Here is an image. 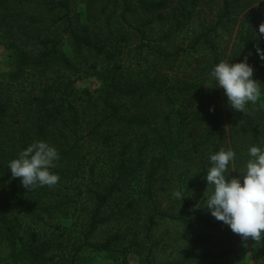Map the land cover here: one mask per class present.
Here are the masks:
<instances>
[{
	"label": "rangeland",
	"instance_id": "obj_1",
	"mask_svg": "<svg viewBox=\"0 0 264 264\" xmlns=\"http://www.w3.org/2000/svg\"><path fill=\"white\" fill-rule=\"evenodd\" d=\"M59 1L62 0H39L34 20L37 22L26 35H20L21 32L15 28L0 29V90L4 91L3 95L10 97L3 129L7 132L23 130L27 107H18V99L41 94L48 86L45 80L34 74L28 75L24 81L9 80V73L13 71V49L9 43L14 41L13 37L15 46L34 54L40 50L39 40L42 37L60 39V51L72 60L77 71L69 75L71 88L78 94L87 90L95 101L98 114L94 117L93 111L89 110L84 115L78 108V125L61 126L63 137L59 140L64 151L75 147L73 152L78 150L81 155L80 158L75 156L73 160L67 155L63 158L69 159L68 162H55L56 166L50 171L59 175L57 184L51 187L37 186L31 190L25 188L18 204L0 213V264H70L71 255L82 243L89 217L96 205L94 195L104 191L116 177L114 165L117 163V153L127 142H131L128 158L132 163L129 164L135 167L142 160V168L138 170L140 174L119 182V189H116L101 212L102 216L110 215V221L98 226L90 236V241L101 243L117 232H121L125 238L116 243L109 253L82 248L74 264H264V233L261 240L257 241L233 233L229 226L217 221L208 210L202 208H206L205 201L212 193L213 186H208L206 178L190 183V179L198 173L199 159L209 151L206 146L211 147L209 140L201 137L206 132L205 125L194 124L178 129L181 87L194 86L190 94L188 90L183 92V99H186L183 104L189 107L193 105V109L201 105L205 117L212 113L221 114L226 131L222 150L231 149L230 141L242 132L237 122V111L228 105L223 89L214 87L215 82L210 74L201 75L199 69L203 70L210 63L209 44L216 47L221 61L233 63L230 55L238 43L236 32L243 12L237 17L233 14L228 21L224 19L216 31L207 37V44L192 48L193 39L217 20L221 0H198L191 19H183V26L176 25L178 21L181 23L180 0H164L163 7L151 10L143 9L141 3L156 4L159 0H70L69 18L72 26L78 31L87 29L85 35L89 39L104 45L106 51H115V60L123 68V77L135 79L148 74L155 80V85L163 89L158 103L159 109L169 113L170 132L162 124L166 117L164 112L159 114L160 118L156 121L160 124L157 129H163L157 132L161 137L170 135L171 141L159 147L150 143L145 147L144 155L136 158L137 148L142 147L144 141L138 137L136 128L128 124L130 118L126 106L130 108L129 98L115 97L112 102L120 108V113L115 120L104 121L103 117L108 115L109 110L103 109L101 99L105 83L109 81L105 80V71L111 66L102 56L73 51L71 39L64 32L67 21L65 18L60 19L62 10H49L52 2ZM140 44L144 46L140 47ZM181 48L185 50L181 52ZM167 53L169 55L165 56ZM56 70L58 67L52 66L46 74L49 85L57 77ZM256 71L254 68L253 79L261 83V96L255 103H249L243 112L251 113L259 123L262 135L258 146L264 147V71L258 74ZM59 88L62 92L61 86ZM73 96L68 98L71 103ZM150 97L155 98L153 94ZM176 112H180V115L177 116ZM100 120L101 126L96 134L87 135L89 129ZM19 122L22 124L19 125ZM48 129L52 132V128ZM57 129H60L59 125ZM148 135L153 137L152 133ZM16 136L17 133H14L13 137ZM106 136L109 140L101 145L99 139ZM28 137L25 139L26 148L35 142L31 140L32 134ZM21 143L19 140L8 142L0 149V157L4 158L0 200L11 199L13 191L21 185L20 178H13L9 169V162L23 150ZM99 149L102 152L97 155ZM194 149L197 151L192 154ZM170 154L172 158L166 168L156 176L154 198L160 211L173 216L181 214L185 221L156 216L152 231L147 236L144 223L150 204L144 194L145 169L151 157ZM247 157L248 154L237 160L238 163L235 160L231 162L230 179L243 174ZM176 193H180V196ZM132 200L140 203V209L130 214L125 206ZM185 201L188 208L182 214ZM7 225L14 226L18 245L28 244L34 233L35 245L48 247L42 263L10 259L13 248L4 233V226ZM149 249L151 254L147 259L150 263L145 261Z\"/></svg>",
	"mask_w": 264,
	"mask_h": 264
},
{
	"label": "trees",
	"instance_id": "obj_2",
	"mask_svg": "<svg viewBox=\"0 0 264 264\" xmlns=\"http://www.w3.org/2000/svg\"><path fill=\"white\" fill-rule=\"evenodd\" d=\"M179 2H181L179 12V15H181V23L178 21L176 25L181 24V26H183L185 23L183 22V19H191L193 15L192 10L196 8L198 0H180ZM164 3V0H159L156 4H145L142 2L141 7L145 10H151L152 8L163 7ZM36 8H39V0H0V29L6 28L10 30L15 28L21 32L20 35H26L27 32H31V29L37 22L34 21L36 18ZM58 8L63 12L60 19L65 18L67 21V26L64 28V32L68 33L71 39L73 51L77 54L83 51L85 53H92L96 57L102 56L103 60L108 62V65L111 66L105 71V80L109 81L105 83L103 99H101L103 109L105 111L109 110L108 115L103 117L104 121H112L117 118V115L120 113V108L116 107L112 100L118 96H125L129 98L130 103V108L126 106V113H128L127 116L130 118L128 124L136 128L138 137L144 141V145L137 148L136 158H140L144 155L145 147L150 143L151 145L159 147L160 145L162 146L163 144L171 141L170 135H168L167 138L161 137V135L157 132L158 130L161 131V129H163H157L159 128L157 126L160 124L156 123V121L160 118L159 114L164 112L159 109L158 103L161 100L160 97H162L163 89L160 86L155 85V80L151 79L148 74L136 77L135 79L132 77H123V68L115 60L116 52L106 51L104 45L100 44L98 41L89 39L85 35L87 29L83 28L81 31H78L72 26L69 18L70 0H62L57 3L52 2L49 6V10ZM237 8L238 11H235ZM242 12L243 15L239 23V29L236 32L238 43L235 46L233 53L230 55V58L234 64L243 61L244 58L247 57V62L252 65L255 70H257L256 74H258V72L264 71V60H261L256 53L257 47L264 49V35L259 33V26L264 24V0H221V8L220 11H218L217 20L212 26L209 25L206 27L202 33L198 34L193 39L192 48L207 44V37L212 31H216L217 27L224 21V19L225 21H228L231 19L230 17L233 14L237 17V15ZM12 39L14 41L9 43V47L13 49V71L9 73V80L12 82L20 80L24 81L28 75L34 74L35 76H38L39 79L45 80L46 85L48 86L41 91V94H35L30 97L18 99V107H27L26 114L23 117L25 128L23 130L16 129L13 132H7L3 129L9 110L10 97L8 95H3L2 93L4 91L0 90V149H2L4 145H7L8 142L19 140L23 142L21 143V148L24 150L26 149L25 139L29 138V134H32L31 140L45 141L57 149L59 153V162H68L69 159L63 158L67 155L71 156L70 160H73L75 156L80 158V151L79 153L78 150L73 152L75 147L64 151L59 140L63 137L61 129L69 124H73L74 127L78 125L80 116L78 108L81 109V114L84 115L89 112V110H92L94 117H97L98 112L95 101L92 100L91 94L87 90L78 94L71 88L72 81L68 79L69 75L75 74L77 71L75 70L72 60L60 51L59 48L61 40L42 37L39 40L40 50L37 54H34L32 52L27 53L15 46L14 42L16 40L14 37ZM142 46L144 45L140 44V47ZM209 49L211 55L210 63L204 67L203 70L199 69V74L201 73V75L210 74L214 66L221 62V57L217 52L216 47L209 44ZM184 50L185 49L181 48V52ZM160 52L159 54H162ZM168 55L169 54L167 53L165 56ZM52 66L58 67V70L55 71L57 77H55L53 82L49 85L47 83L49 78L46 77V74ZM92 68L94 69L95 67L93 66ZM184 84L186 85V83ZM54 86L58 87L55 88ZM60 86L62 88V92H60ZM192 88L194 89V86L181 87V117L178 118L180 125L178 129L182 130L184 127L190 125L194 126V124L195 126L201 124L205 125L206 132L202 133L201 137L204 136V140H209L211 147L206 146L209 151L208 153L205 152L199 159L198 173L190 179V183L198 179L205 178L208 168L210 167V155L222 150V142L226 138V131L223 128L224 121L221 114L212 113L211 115L207 114L205 117V110L201 105H198L193 109V105L190 104L191 106L189 107L188 105L183 104V101H186V99H183V97L185 98L183 92L188 90L190 94ZM72 94L75 95L73 96V103L68 101V98ZM152 94L155 98L150 97ZM168 114L169 113L164 112L166 117L162 124L167 126V130L170 132ZM176 114L179 116L180 112H176ZM236 114L237 122L241 127L242 132L236 136V139L230 141V146L231 150H233L236 154L234 160L238 163L237 160H239L243 155H247L251 146H258L262 130L260 129L259 123H257L251 113L237 111ZM186 120L188 121L187 123H185ZM101 121L102 120L98 121V123L96 122L86 134L89 136L96 134L98 127L101 126ZM20 124L22 123L19 122V125ZM57 125L60 126V129H57ZM48 128H52V132H50ZM14 133H17L16 138L13 137ZM52 133H55L56 135L52 136ZM149 133H152L153 137H150V135H148ZM80 138H82V135L79 139ZM99 140L101 145H103L104 142L109 140V137H101ZM130 146L131 142L124 143L117 153V163L114 165V170L117 172V175L114 180L104 188V191L95 193L94 199L96 200V205L89 217L87 229L83 234L82 243L75 248L74 253L71 255L72 260L70 264H74L76 255L84 247L97 252L109 253L116 243L124 240L125 235L121 232L113 234L101 243L91 242L90 236L94 234L98 226L110 221L111 216H102L101 212L116 189H119V182L140 174L139 171L142 168L140 167L142 160H139L135 167L129 164V162L132 163V160L128 158ZM196 151L197 149H194L192 154ZM101 152L102 151L99 149L97 151V155ZM6 156L8 159L9 155L7 154ZM170 158H172V154L169 156H153L150 158L147 168L145 169L146 188L144 189V194L150 204V208L147 209V216L144 223L145 234L147 236H149L152 231L154 218L156 216H169L171 218L182 219L185 221L181 214L173 216L160 211L154 198L153 186L156 181V176L161 170L166 168V164ZM247 159H249V155ZM2 161H4V158L0 157V176H2L1 173L4 171ZM230 170L229 166L226 173V176L228 177ZM24 189L25 187L21 184L13 191L11 199L0 200V213L6 209H10L14 206V204H18V199L23 195L22 193ZM187 208L188 203L185 201L182 214L186 213ZM125 209L130 210V214L131 212L136 213L137 210L140 209V203L136 200L129 201L126 204ZM13 231L14 226H4V233L7 236L10 246L13 248L10 253V259H25L34 263H42L45 259V253L48 251V247L35 245L36 234L34 233L31 235L30 242L28 244L18 245L19 242L16 240ZM150 254L151 251L149 249L145 259V261L149 263L150 261L147 258Z\"/></svg>",
	"mask_w": 264,
	"mask_h": 264
},
{
	"label": "clouds",
	"instance_id": "obj_3",
	"mask_svg": "<svg viewBox=\"0 0 264 264\" xmlns=\"http://www.w3.org/2000/svg\"><path fill=\"white\" fill-rule=\"evenodd\" d=\"M259 33L264 35V24L259 26ZM256 53L264 60V49L257 47ZM253 75L254 68L247 62V57L234 64L221 61L210 73L214 87L222 88L228 105L239 112L261 96V83L254 80ZM235 155L231 149L210 155L205 178L213 191L205 201L206 208H202L242 238L261 240L264 233V147L251 146L243 174L229 179L226 173ZM57 160L59 153L54 146L35 141L9 162V169L12 177L20 178L26 189L51 187L60 179L58 174L50 171ZM176 195L179 197L180 193Z\"/></svg>",
	"mask_w": 264,
	"mask_h": 264
}]
</instances>
